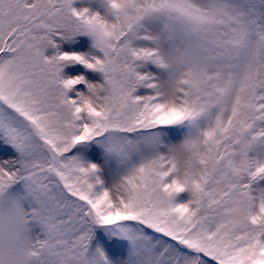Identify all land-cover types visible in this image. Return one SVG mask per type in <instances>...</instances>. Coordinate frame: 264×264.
<instances>
[{"label":"snow or ice","instance_id":"obj_1","mask_svg":"<svg viewBox=\"0 0 264 264\" xmlns=\"http://www.w3.org/2000/svg\"><path fill=\"white\" fill-rule=\"evenodd\" d=\"M0 264H264V0H0Z\"/></svg>","mask_w":264,"mask_h":264},{"label":"clouds","instance_id":"obj_2","mask_svg":"<svg viewBox=\"0 0 264 264\" xmlns=\"http://www.w3.org/2000/svg\"><path fill=\"white\" fill-rule=\"evenodd\" d=\"M4 212H5V216L3 220L4 243H5V246H7L8 244L12 243V241L9 239L10 234H11V229H10V224H9V220L7 216V212H8L7 205H5Z\"/></svg>","mask_w":264,"mask_h":264},{"label":"rangeland","instance_id":"obj_3","mask_svg":"<svg viewBox=\"0 0 264 264\" xmlns=\"http://www.w3.org/2000/svg\"><path fill=\"white\" fill-rule=\"evenodd\" d=\"M90 78H92L93 80H99V76L97 74H89Z\"/></svg>","mask_w":264,"mask_h":264}]
</instances>
